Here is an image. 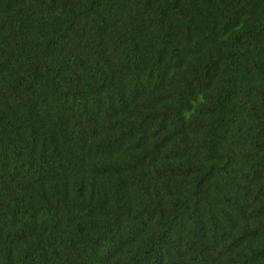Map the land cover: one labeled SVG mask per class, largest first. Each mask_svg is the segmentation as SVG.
Here are the masks:
<instances>
[{"label":"trees","instance_id":"trees-1","mask_svg":"<svg viewBox=\"0 0 264 264\" xmlns=\"http://www.w3.org/2000/svg\"><path fill=\"white\" fill-rule=\"evenodd\" d=\"M0 264H264V0H0Z\"/></svg>","mask_w":264,"mask_h":264}]
</instances>
